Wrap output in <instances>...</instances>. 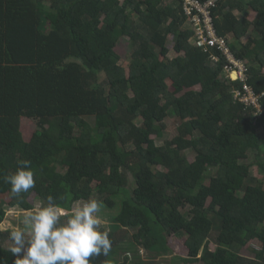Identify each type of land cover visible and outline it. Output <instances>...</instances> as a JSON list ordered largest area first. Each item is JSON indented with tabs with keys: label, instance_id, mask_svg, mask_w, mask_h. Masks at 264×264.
I'll return each instance as SVG.
<instances>
[{
	"label": "trees",
	"instance_id": "obj_1",
	"mask_svg": "<svg viewBox=\"0 0 264 264\" xmlns=\"http://www.w3.org/2000/svg\"><path fill=\"white\" fill-rule=\"evenodd\" d=\"M212 14L249 65L248 84L264 93V0H219ZM123 36L129 65L116 51ZM193 36L184 0H0V176L30 160L36 180L16 197L0 179V223L7 207L32 210L33 194L69 212L98 199L116 210L100 229L112 248L90 264H159L174 252L173 236L185 240L186 256L176 257L184 264H264V181L255 171L264 174V96L259 112L245 107L225 57L215 62L218 48L204 51ZM171 112L179 133L159 145L153 135ZM23 118L39 119L28 141ZM125 229L134 231L128 240ZM12 231L0 229L9 264ZM255 240V257L241 256ZM139 248L146 258H135Z\"/></svg>",
	"mask_w": 264,
	"mask_h": 264
},
{
	"label": "clouds",
	"instance_id": "obj_2",
	"mask_svg": "<svg viewBox=\"0 0 264 264\" xmlns=\"http://www.w3.org/2000/svg\"><path fill=\"white\" fill-rule=\"evenodd\" d=\"M18 164L15 173L0 176L16 197L36 187L31 161L21 160ZM100 207L97 200L90 198L62 219L64 210L54 197L48 196L47 205L25 219L27 231L10 233L9 251L14 264H90L94 256H108L112 242L107 231L99 230ZM0 264H9V260L0 256Z\"/></svg>",
	"mask_w": 264,
	"mask_h": 264
},
{
	"label": "rangeland",
	"instance_id": "obj_3",
	"mask_svg": "<svg viewBox=\"0 0 264 264\" xmlns=\"http://www.w3.org/2000/svg\"><path fill=\"white\" fill-rule=\"evenodd\" d=\"M46 5L50 6L49 1H46ZM255 12L251 11L248 15V18L250 20L254 19L255 17ZM251 35H255L254 31L251 33ZM243 41H247V37L243 38ZM132 43L129 37L127 36H123L120 38L117 47H116V51L120 54L121 56V63L123 65H129L130 61H131V55H132ZM176 53L171 51L169 56L171 58L175 57ZM194 89H200L199 86L194 87ZM181 121L180 119L176 116V114L174 112H171L170 115H168V117L166 118V120L163 122L162 127V131L163 134L162 136H158V135H153V138L156 140L157 144L162 145L164 144L166 141H169L171 139H173L178 133V127L180 125ZM48 126V125H47ZM40 128V124H39V119L37 118H23L22 120V132L24 135V138L28 141L32 138L35 130ZM186 154L188 156V158L190 159V161H192L195 157V153L191 150L186 151ZM254 160V157H249L247 160H245L246 163H250ZM255 169V168H252ZM259 179H262L264 181V174L257 170H255ZM131 180L132 177H130ZM5 199L7 200L6 203H9L10 201V197L6 196ZM30 202L34 205V208L32 210H24L18 206L15 207H7L6 208V214L4 217V220L2 223H0V229H2L3 231L6 230H24L27 231L26 229V225L24 223L25 219L32 213H34V211L40 207H42V200L40 198L37 197L36 194H33L32 196H30L29 198ZM98 201V199H95ZM85 201H79L77 203H75L72 211L81 206ZM72 211H65V214H71ZM116 212V210L113 209H109L108 207L105 206H101L100 207V211L97 213V216L100 218L101 220V224L99 226V230L101 228H106V229H110V219L112 217V215H114V213ZM134 231L133 230H126L125 231H120L119 234L123 236V239L128 240L130 239L129 237L132 235ZM8 242H11V239L8 240ZM169 242L172 245V249H174V252L169 254V255H164L162 256V258H160V262L159 264H184L181 262V260H178V256H186V251L187 249L185 248L184 244H185V240L183 237H176L173 236L171 238H169ZM9 245H12L9 243ZM128 247V244L126 245ZM261 244L259 241L255 240L253 241V243L250 244L249 247H244L241 251H240V255L245 257V258H254L255 257V253L253 249H260ZM124 252V253H123ZM123 252H121V255H123L122 257L120 256V259H124V257L126 256V253L128 254V250H124ZM130 257H132L133 255L130 254ZM135 258H146V251L144 249H137L136 253L134 254ZM177 257V258H176ZM126 258V257H125ZM193 264H202V263H193Z\"/></svg>",
	"mask_w": 264,
	"mask_h": 264
},
{
	"label": "built area",
	"instance_id": "obj_4",
	"mask_svg": "<svg viewBox=\"0 0 264 264\" xmlns=\"http://www.w3.org/2000/svg\"><path fill=\"white\" fill-rule=\"evenodd\" d=\"M219 0H184V10L188 16V25L194 31L191 43L204 51L218 48L219 54H214L211 59L218 62L221 55L226 59L224 75L234 81L240 82V87L235 91V97L245 107H257L261 110V98L264 93H256L248 84L249 65L237 58L228 43L227 38L218 34L212 9Z\"/></svg>",
	"mask_w": 264,
	"mask_h": 264
}]
</instances>
